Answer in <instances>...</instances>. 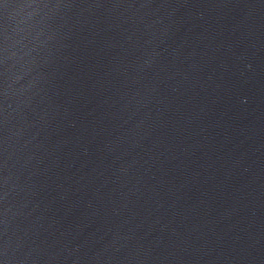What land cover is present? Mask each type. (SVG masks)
<instances>
[{
	"label": "water",
	"instance_id": "95a60500",
	"mask_svg": "<svg viewBox=\"0 0 264 264\" xmlns=\"http://www.w3.org/2000/svg\"><path fill=\"white\" fill-rule=\"evenodd\" d=\"M0 264H264V0H0Z\"/></svg>",
	"mask_w": 264,
	"mask_h": 264
}]
</instances>
